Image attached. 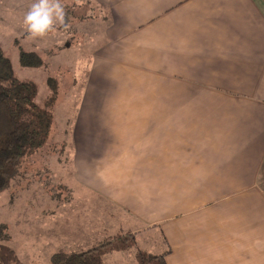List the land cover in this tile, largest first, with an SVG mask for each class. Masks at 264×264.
Returning <instances> with one entry per match:
<instances>
[{"label": "crops", "instance_id": "crops-1", "mask_svg": "<svg viewBox=\"0 0 264 264\" xmlns=\"http://www.w3.org/2000/svg\"><path fill=\"white\" fill-rule=\"evenodd\" d=\"M69 2L87 11L73 48L92 52L67 111L71 203L98 232L37 241L154 231L165 264H264V0ZM108 263L136 264L134 248Z\"/></svg>", "mask_w": 264, "mask_h": 264}, {"label": "rangeland", "instance_id": "rangeland-1", "mask_svg": "<svg viewBox=\"0 0 264 264\" xmlns=\"http://www.w3.org/2000/svg\"><path fill=\"white\" fill-rule=\"evenodd\" d=\"M60 2L67 15L63 23H55L43 36H33L23 25V16L33 0H0V52L10 62L14 76L35 85L36 100L40 105L45 104L52 91L57 92L54 104L49 108L53 122L47 142L22 160L10 185L0 192V247L7 246L13 251L11 264H49L47 257L52 252L77 250L78 247H68L69 240H66L65 246L38 242L37 234L44 228L60 232L61 236L73 233L76 240L77 235L81 237L83 234L95 238L98 232L91 227V210L86 216L84 204L71 203L75 189L70 182L72 148L68 141L58 140L65 119L73 122L74 115L67 116L66 113L74 111L85 86L86 75L88 77L92 52L80 47L76 50L72 45L75 39L73 13L76 9L79 14L87 11L80 7L72 8L74 12L71 11L72 15H69V0ZM27 54L35 55L39 62L27 64ZM49 79L56 88L48 83ZM70 100L73 101L71 106ZM92 204L97 214L96 210L101 208V204L93 197ZM82 216L85 217L83 221ZM75 219L77 222H74ZM75 228L77 230L74 231ZM151 233L146 238L157 241L146 244L147 241L139 242L136 239L138 247L151 255L163 252L161 241L157 239L158 233ZM115 256L116 252L106 254L105 263Z\"/></svg>", "mask_w": 264, "mask_h": 264}, {"label": "trees", "instance_id": "trees-1", "mask_svg": "<svg viewBox=\"0 0 264 264\" xmlns=\"http://www.w3.org/2000/svg\"><path fill=\"white\" fill-rule=\"evenodd\" d=\"M71 11L69 7V15H72ZM79 15L78 12L73 13L74 18L75 16L80 18ZM66 16L65 14V18ZM27 55H29L27 64L39 62L35 55ZM48 83L55 87L51 79ZM52 92L45 104H38L35 85L17 79L10 62L0 52V192L10 185L12 176L22 160L47 142L53 122L49 108L53 106L57 93L56 90ZM65 121L62 133L58 137L59 141H68L67 134L71 123L68 119ZM133 248L136 264H165V252L157 255L146 253L137 247L134 235L130 234L109 238L79 252H56L51 255L49 264H105L103 258L106 254L129 251ZM13 260L11 248L1 246L0 264H11Z\"/></svg>", "mask_w": 264, "mask_h": 264}, {"label": "clouds", "instance_id": "clouds-1", "mask_svg": "<svg viewBox=\"0 0 264 264\" xmlns=\"http://www.w3.org/2000/svg\"><path fill=\"white\" fill-rule=\"evenodd\" d=\"M64 17L60 0H33L23 16V25L31 35L43 36L55 23H63Z\"/></svg>", "mask_w": 264, "mask_h": 264}]
</instances>
